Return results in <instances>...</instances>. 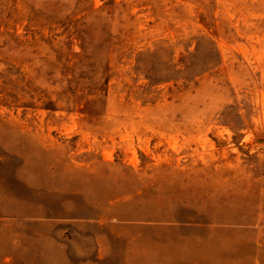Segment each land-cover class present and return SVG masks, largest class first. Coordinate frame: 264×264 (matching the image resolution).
I'll list each match as a JSON object with an SVG mask.
<instances>
[{
    "label": "rangeland",
    "instance_id": "rangeland-1",
    "mask_svg": "<svg viewBox=\"0 0 264 264\" xmlns=\"http://www.w3.org/2000/svg\"><path fill=\"white\" fill-rule=\"evenodd\" d=\"M0 264H264V0H0Z\"/></svg>",
    "mask_w": 264,
    "mask_h": 264
}]
</instances>
